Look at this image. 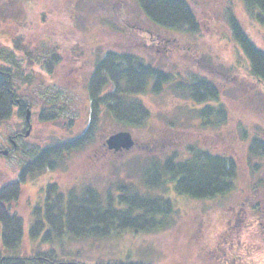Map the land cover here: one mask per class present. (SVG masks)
Segmentation results:
<instances>
[{
    "label": "rangeland",
    "instance_id": "rangeland-1",
    "mask_svg": "<svg viewBox=\"0 0 264 264\" xmlns=\"http://www.w3.org/2000/svg\"><path fill=\"white\" fill-rule=\"evenodd\" d=\"M185 1L198 21L190 32L154 24L138 0H0V63L9 62L7 55L18 34H25L37 50L39 63L51 58L56 46L61 53L51 74L39 67L14 77L21 97L16 102L23 99L31 110V129L25 136L28 126L17 107L10 120L0 123V150L10 151L0 155V187L18 181L22 167L43 148L85 133L90 123L87 84L105 52L136 55L172 78L159 92H152L149 84L136 96L149 110L145 124H120L103 113L87 133L91 137L85 136L75 147L53 157L50 167L28 173L20 183L19 197L10 204L23 225L21 244L13 254L31 258L52 253L56 262L86 264L119 260L264 264V154L250 151L254 138L264 140V83L251 75L233 30L236 24L256 46L264 48V24L257 16L261 11L247 7L244 0ZM196 77L216 86L225 120L216 122L214 114L213 123L204 126L191 94L177 87ZM119 131H129L135 145L113 152L105 140ZM189 146L235 160L237 174L230 192L206 200L171 192L177 213L164 229L154 232L127 229L118 236L74 238L68 232L56 233L45 221L37 234H31L39 213L45 220L42 204L49 184L56 183V191L64 193L90 187L105 194L121 186L142 192V174L153 159L172 154L187 157ZM49 217L64 219L51 213ZM239 217L241 225L237 226ZM41 260H25V264H53Z\"/></svg>",
    "mask_w": 264,
    "mask_h": 264
},
{
    "label": "trees",
    "instance_id": "trees-1",
    "mask_svg": "<svg viewBox=\"0 0 264 264\" xmlns=\"http://www.w3.org/2000/svg\"><path fill=\"white\" fill-rule=\"evenodd\" d=\"M138 2L145 15L160 27L190 32L198 26L193 10L185 0ZM244 4L250 8L257 7L261 11L257 16L264 24V0H244ZM233 30L235 39L249 61L251 75L264 83V48L256 46L236 24ZM26 39L28 40L25 34L16 35L7 55L9 62L0 63V123L10 120L16 107L18 116L25 120L28 104L23 99L20 103L16 102L21 97L15 88L14 77L39 67L51 74L54 63L61 56L58 50L60 47L56 46L55 54L39 63L37 50ZM15 55H18L16 61ZM168 80H172L170 74L130 53L107 51L98 58L87 84L90 123L85 133L69 142L43 148L22 167L18 181L8 182L0 187V264H25V260L35 259L53 264H86L56 262L52 253L50 257L48 253H42L31 258L13 254L21 244L23 225L21 217L11 211L10 204L19 197L20 183L28 173L35 174L50 167L48 163H51L53 157L75 147L85 136L91 137L87 133L97 124L101 114L105 113L113 121L132 127L145 124L150 117L149 110L136 96L143 94L149 84L152 92H159ZM177 87L184 88L191 94L195 102L194 109L204 126L213 123L214 114L216 122L226 119L223 105L218 104V89L212 82L196 77L190 83H177ZM250 151L256 155L264 154V140L254 138ZM236 174L237 165L232 157L189 146L187 157L180 158L179 155L172 154L165 159H153L151 165H147L143 171L142 192L121 186V189L116 188L105 194L90 187L81 191L71 189L64 193L56 191V183L49 184L42 204L46 213L43 215L45 220H41L42 215L36 212L40 219L31 225V234H37L45 221L53 226V231H58L56 233L68 232L74 238L118 236L127 229L135 232L158 231L164 229L177 213L176 203L170 198L171 192L194 200L214 199L234 188ZM50 213L58 218L64 216V219L53 221L49 217ZM56 226L60 228L57 230ZM102 264L153 263L119 260Z\"/></svg>",
    "mask_w": 264,
    "mask_h": 264
},
{
    "label": "water",
    "instance_id": "water-1",
    "mask_svg": "<svg viewBox=\"0 0 264 264\" xmlns=\"http://www.w3.org/2000/svg\"><path fill=\"white\" fill-rule=\"evenodd\" d=\"M31 110L30 108L26 109L25 113V121L28 124V129L25 132V136H28L31 129ZM105 144L108 147V149L112 150L113 152L122 151V150H129L131 147L135 145V140L132 136V134L129 131H119L116 133H113L109 135L106 140ZM1 154L7 155L8 151L3 150L0 151Z\"/></svg>",
    "mask_w": 264,
    "mask_h": 264
},
{
    "label": "flooded vegetation",
    "instance_id": "flooded-vegetation-1",
    "mask_svg": "<svg viewBox=\"0 0 264 264\" xmlns=\"http://www.w3.org/2000/svg\"><path fill=\"white\" fill-rule=\"evenodd\" d=\"M16 136V135H15ZM14 139H11L10 140V142H11V144L15 147L16 146V143H14V141H13ZM5 150H7L8 151V154L7 155H9L10 154V151L8 150V149H5ZM0 151H3V150H0ZM0 155H2L1 153H0ZM238 220H235V225H237V226H240L241 224L239 223L241 220H242V218H237ZM241 230V228H239L237 231L239 232ZM227 231H229V233H232V227H229L228 228V230ZM243 231V230H242ZM237 259H232V261H236Z\"/></svg>",
    "mask_w": 264,
    "mask_h": 264
}]
</instances>
